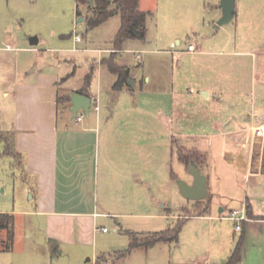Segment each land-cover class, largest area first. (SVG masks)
Instances as JSON below:
<instances>
[{
	"label": "crops",
	"instance_id": "1",
	"mask_svg": "<svg viewBox=\"0 0 264 264\" xmlns=\"http://www.w3.org/2000/svg\"><path fill=\"white\" fill-rule=\"evenodd\" d=\"M219 2L212 9L213 23L222 15ZM141 3L142 11H150L142 9ZM80 17L78 22L87 24L86 17ZM230 23L225 29L228 37L221 41H193L184 50L170 45L169 53L182 58L176 64L172 59L165 82L157 70L150 75L139 72L144 69L142 58L124 54L129 51L127 44L138 39L126 40L116 61L130 68L131 81L128 84V78L120 90L112 89L117 76L101 63L112 51V44L99 48V57L85 62L80 81L73 83L71 67L80 63L77 57L54 56L41 61L43 53L36 46L42 39L37 36L36 45L29 37V45L37 53L34 65L21 67L16 61L11 72L0 60V131L14 133V149L21 153L23 178L35 203L32 213L45 226L50 249L44 251V257L48 263L66 264L58 258L66 256L67 264H125L126 253L85 258L89 254L82 248L91 245L96 231H102L97 227L102 217L154 216L108 208H138L144 204L146 191L157 187L174 191L178 187L175 176L192 183L188 167L176 154L177 141L207 155L201 171L208 179L210 212L188 217L183 225L195 220L205 229L196 233L195 246L210 251L217 247L218 264H227L242 236V249L233 264H264V138L254 134L255 127L264 124V0H236ZM5 41L0 52L17 50L14 38ZM190 44L195 45V51L188 50ZM92 69L87 89L92 99L90 113L87 116L81 109L77 115L84 116L77 120L70 111L71 95L81 93ZM58 97H70V104L60 106ZM176 162L181 166L179 174L172 168ZM217 185L228 188L222 197L235 191L242 199L234 204L236 198L230 196L229 201L215 202ZM153 200L159 207L166 205L155 196ZM217 206L219 215L214 213ZM118 225L124 228L123 222ZM126 232L130 243V233H143ZM63 244L72 248L57 253V245ZM187 264L214 263L205 255L189 258Z\"/></svg>",
	"mask_w": 264,
	"mask_h": 264
},
{
	"label": "rangeland",
	"instance_id": "2",
	"mask_svg": "<svg viewBox=\"0 0 264 264\" xmlns=\"http://www.w3.org/2000/svg\"><path fill=\"white\" fill-rule=\"evenodd\" d=\"M141 2L142 9L150 10L147 17V36L144 40L129 42L125 47L129 51L124 54L131 59H135L137 56L142 58L143 62L141 63L144 64V69L139 72H147L150 75L157 70L164 82L166 74L171 72L172 59L174 58V64H176L182 58V55L173 56L169 53V50H172L170 45L175 44L177 49L184 50L187 44L193 41L206 42L205 44L221 41L228 37L225 29H229L233 23L232 21V23L225 24L226 26L222 29L216 28V22L213 23L212 9L219 0H141ZM85 13L89 14L90 12L84 10L86 16ZM78 19L75 0H0V46L6 42L7 38L11 37L15 39L14 47L17 49L0 52V60L4 61L6 69L11 72L14 71L16 61L21 67L31 62L34 65L37 53L33 52L34 48L29 45V37L37 36L42 39V42L36 46L37 50L43 53V58L41 57L40 60L46 61L54 56L74 55L80 63L77 62L76 67H71V72H74L71 83L80 81L87 65L85 62H89L91 57L98 58V49L112 44L120 26V16L115 15L107 22L94 28H88L86 22H78ZM75 33H79L84 38L82 42L74 43ZM86 47L96 50L78 53L67 51ZM111 47L112 51L109 55L113 53L118 57L119 51H115L113 45ZM175 74L177 75V72ZM93 83V88L96 89V78ZM1 101L2 97L0 96ZM178 167L181 166L177 162L172 165L174 171L179 174ZM215 180L219 184V180L216 178ZM216 188L218 189L217 195L214 197L215 202L229 201L230 196L236 198L234 204L237 203V200L242 199L243 195H237L234 193L235 191L227 193V197H222L221 193L228 191L227 186L217 185ZM30 195L28 183L23 178L19 155L7 152L4 142L0 140V213L14 214L15 228L13 247L11 250L0 252V264H50L44 257V251L50 249L45 226L32 213L35 203L30 199ZM209 195L208 192L207 198L203 201H206ZM153 196L166 205L159 207L153 200ZM195 202L186 200L178 187L172 191L161 186L157 189L154 188L153 191H146L144 204L138 208L128 206L108 208L107 210L118 212H137L139 210L144 214L152 213L154 216L145 215L119 218V220L109 216L100 218L97 227H105L107 232L96 231L91 245L83 246V251L89 254L85 258L93 257L92 254L107 258L111 255L114 257L120 252L126 253L125 264H187L189 258L207 255L213 258L214 264H218L217 247L210 251L207 247L203 249L195 246L196 233L205 230L200 227L198 222H194L195 220L185 224L180 234L179 243L161 242L148 248L130 249L127 229L143 232L138 236L139 238H143L148 231L152 233L164 230L194 212ZM239 203L241 204L240 201ZM214 213L220 214V206L214 207ZM171 214H176V217H172ZM118 222H123V229L119 227ZM29 229L33 231L31 235H28L27 230ZM214 232H216L215 229ZM4 235L5 231L0 232V242ZM214 246H217V239H214ZM55 247L53 248L55 249ZM71 248L64 244L57 245V253L61 249L63 253H66V250ZM50 258L49 261H51ZM58 258L67 264L66 256Z\"/></svg>",
	"mask_w": 264,
	"mask_h": 264
},
{
	"label": "trees",
	"instance_id": "3",
	"mask_svg": "<svg viewBox=\"0 0 264 264\" xmlns=\"http://www.w3.org/2000/svg\"><path fill=\"white\" fill-rule=\"evenodd\" d=\"M139 1L140 0H75L76 14L80 17L85 16L84 10L90 12L89 14L85 13L89 28L99 26L112 16L119 15L120 26L112 42L114 50L119 51L123 48V44L126 40H144L147 36V17L150 14V11H142L139 7ZM116 58V55L112 53L107 58H103L101 63L107 65L109 70L117 76L112 89L120 90L127 84V80L130 76V68L120 65L116 61ZM93 75L94 69L86 75L84 88L81 90V93L88 95L87 89L91 85ZM58 103L60 106L65 105L66 103L68 105L70 104V97H58ZM13 137V132L0 131V140L4 142L6 151L12 155L13 153L19 155L20 165H22L21 153L15 151ZM175 144L178 159L186 167H188L191 162H195L200 167H204L207 164L206 153L196 148L180 146L177 141H175ZM174 178L178 180V177L175 176ZM195 207L194 212L188 214L185 218L179 219L164 230L147 233L143 238H139L136 234L130 233V249L139 246L148 248L158 242H177L186 218L196 215H207L210 212V199L208 198L206 201H196ZM2 231H5V235L0 242V251L11 250L15 239L14 214L0 213V232ZM50 242L53 244V240H50ZM242 243L243 237L241 236L227 264H233L239 257ZM52 247L55 246L52 245Z\"/></svg>",
	"mask_w": 264,
	"mask_h": 264
},
{
	"label": "water",
	"instance_id": "4",
	"mask_svg": "<svg viewBox=\"0 0 264 264\" xmlns=\"http://www.w3.org/2000/svg\"><path fill=\"white\" fill-rule=\"evenodd\" d=\"M219 7L222 10V15L216 21L217 29L229 23L233 19L236 13V0H220ZM81 20L82 17L79 18V21ZM30 43L32 45H36L38 43V38L36 36L31 37ZM130 81L131 78H129L128 84H130ZM91 101L92 99L88 95L80 92H74L71 95L72 106L70 108L73 118L77 116L81 109L84 111L85 115L88 116L90 113ZM188 171L193 177L192 183H189L181 178L177 180V185L182 196L186 199L194 201L204 200L207 197V176L202 173L201 167L195 162H191L188 166Z\"/></svg>",
	"mask_w": 264,
	"mask_h": 264
},
{
	"label": "built area",
	"instance_id": "5",
	"mask_svg": "<svg viewBox=\"0 0 264 264\" xmlns=\"http://www.w3.org/2000/svg\"><path fill=\"white\" fill-rule=\"evenodd\" d=\"M74 40H75L76 42L81 41V40H82L81 35H80L79 33H75V35H74ZM75 49H77V48H75ZM195 49H196V48H195V45H194V44H190V45L188 46V50H189V51H195ZM95 108L98 110V109H99V106H98V105H95ZM83 116H84V115H77V116H76V119H77V120H81V119L83 118ZM254 134H255L256 137L264 138V124L255 127ZM241 217L244 218V215L241 216ZM238 228L241 229L240 226H238ZM102 231H104V232L107 231V228L103 227V228H102ZM107 264H118V263L110 262V263H107Z\"/></svg>",
	"mask_w": 264,
	"mask_h": 264
}]
</instances>
